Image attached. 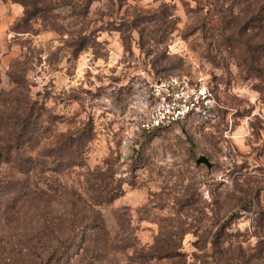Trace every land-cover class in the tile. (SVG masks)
Listing matches in <instances>:
<instances>
[{
	"label": "rangeland",
	"instance_id": "rangeland-1",
	"mask_svg": "<svg viewBox=\"0 0 264 264\" xmlns=\"http://www.w3.org/2000/svg\"><path fill=\"white\" fill-rule=\"evenodd\" d=\"M248 38H264V0H0V110L33 104L42 146L72 137L79 151L80 166L35 183L89 199L96 177L111 176L120 196L100 207L111 242L128 221L136 237L81 264H264V82L239 61ZM170 76L203 79L217 106L143 132L150 84ZM16 227L0 224L8 249L27 237Z\"/></svg>",
	"mask_w": 264,
	"mask_h": 264
},
{
	"label": "trees",
	"instance_id": "trees-1",
	"mask_svg": "<svg viewBox=\"0 0 264 264\" xmlns=\"http://www.w3.org/2000/svg\"><path fill=\"white\" fill-rule=\"evenodd\" d=\"M256 10H259L258 5ZM220 12L223 15L226 13L224 6ZM226 29L228 33L223 34L231 44L233 32ZM251 41V38L242 39L239 61L247 69L259 72L264 82V65L260 63L264 55V38H260L257 44ZM260 53L263 55L260 56ZM259 90L264 93L263 87ZM29 105L23 111L0 110V170L6 167L10 171L4 177L0 176V224L2 221L15 222L16 228L22 229L27 236L26 239L15 240L17 243L9 246V249L0 240V264H81L90 257L98 260L110 251L122 252L133 248L131 239L136 241V237L128 231L131 221L127 224L123 219L126 214L119 212L118 217L127 224L126 227L120 224L121 229L126 228L127 231L124 230L116 241L111 242L110 232L100 211L101 206L109 205L120 196L119 189L105 183L111 176L100 174L96 177L97 181L101 180V186L94 190L92 185L89 186L93 191L89 199L71 189L65 190L58 198L48 195L35 183L34 178L40 175L51 172L60 174L64 169L80 166L76 161L79 151L75 149L72 137L68 141L43 147L42 112L33 104ZM61 204L64 207L61 215L51 217L55 211L53 205ZM167 258L175 261L183 256L176 253ZM140 259L145 260L143 263L151 264L163 257L141 255ZM231 260L225 264H249Z\"/></svg>",
	"mask_w": 264,
	"mask_h": 264
},
{
	"label": "built area",
	"instance_id": "built-area-1",
	"mask_svg": "<svg viewBox=\"0 0 264 264\" xmlns=\"http://www.w3.org/2000/svg\"><path fill=\"white\" fill-rule=\"evenodd\" d=\"M148 114L141 130L152 133L181 123L193 116H210L217 101L203 79L170 76L151 82L147 96Z\"/></svg>",
	"mask_w": 264,
	"mask_h": 264
},
{
	"label": "water",
	"instance_id": "water-1",
	"mask_svg": "<svg viewBox=\"0 0 264 264\" xmlns=\"http://www.w3.org/2000/svg\"><path fill=\"white\" fill-rule=\"evenodd\" d=\"M205 164L209 169L212 168V163L209 161V159L205 156H201L197 160V165Z\"/></svg>",
	"mask_w": 264,
	"mask_h": 264
}]
</instances>
